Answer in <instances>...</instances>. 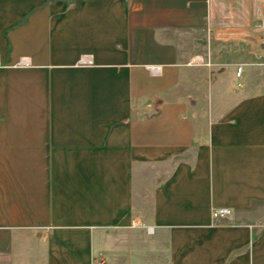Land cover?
I'll list each match as a JSON object with an SVG mask.
<instances>
[{
	"label": "crops",
	"instance_id": "1",
	"mask_svg": "<svg viewBox=\"0 0 264 264\" xmlns=\"http://www.w3.org/2000/svg\"><path fill=\"white\" fill-rule=\"evenodd\" d=\"M263 30L264 0H0V264H264Z\"/></svg>",
	"mask_w": 264,
	"mask_h": 264
},
{
	"label": "rangeland",
	"instance_id": "2",
	"mask_svg": "<svg viewBox=\"0 0 264 264\" xmlns=\"http://www.w3.org/2000/svg\"><path fill=\"white\" fill-rule=\"evenodd\" d=\"M263 32V37H264V30ZM255 37V36H254ZM254 37L252 38L254 40ZM257 51V46H248L246 45V41L241 42V43H231L228 45H223V44H212L210 46V52H211V58L212 62L215 64H222L226 61H231V60H246V59H253L255 57ZM263 56L262 59L264 60V44H263ZM202 68L196 67L194 69L190 70H199ZM189 70V71H190Z\"/></svg>",
	"mask_w": 264,
	"mask_h": 264
},
{
	"label": "built area",
	"instance_id": "3",
	"mask_svg": "<svg viewBox=\"0 0 264 264\" xmlns=\"http://www.w3.org/2000/svg\"><path fill=\"white\" fill-rule=\"evenodd\" d=\"M240 71H241V67L237 66L236 71H235V76L236 77H239ZM228 215H229V211L227 209H224V208L212 209L211 210V216L213 218H216V217L220 218V217L228 216Z\"/></svg>",
	"mask_w": 264,
	"mask_h": 264
},
{
	"label": "water",
	"instance_id": "4",
	"mask_svg": "<svg viewBox=\"0 0 264 264\" xmlns=\"http://www.w3.org/2000/svg\"><path fill=\"white\" fill-rule=\"evenodd\" d=\"M196 44H199V45H204L205 44V42H202V41H194ZM185 101L187 102V103H189L190 102V98L189 97H187L186 99H185Z\"/></svg>",
	"mask_w": 264,
	"mask_h": 264
}]
</instances>
